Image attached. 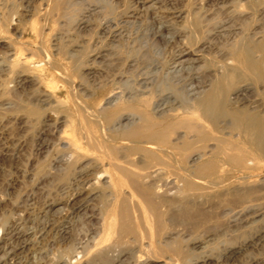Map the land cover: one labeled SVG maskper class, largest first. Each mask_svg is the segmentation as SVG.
Here are the masks:
<instances>
[{
	"label": "bare ground",
	"instance_id": "1",
	"mask_svg": "<svg viewBox=\"0 0 264 264\" xmlns=\"http://www.w3.org/2000/svg\"><path fill=\"white\" fill-rule=\"evenodd\" d=\"M56 1L53 9L67 23L76 30L88 26L86 16H76L75 0ZM188 1L198 2L194 9L189 2L183 11L175 8L179 0H123L119 12L116 0H97V6L83 14L97 13L95 10L101 8L112 17L97 23L95 30L100 36L105 37L114 21L120 24V77L106 81L110 87L101 104H88L84 99L93 95L89 91L95 86L88 84V78L94 76L97 60L104 57L101 53L87 60L65 57L69 69L83 82L72 86L68 74L60 76L72 88L73 108L57 99L59 87L57 91L51 85V90L45 87L48 90L44 89L43 95L37 92L35 103L30 101V107L22 109L36 119L44 111L42 106L52 105L53 100L56 113H65L63 119L47 116L41 124L42 133H67L65 138L56 135L60 155L41 169L58 181L56 191L63 198L85 195L98 200L99 226L88 233L84 244H73L70 221L79 218L77 215H82L80 220L85 215L91 217L86 202L65 210L58 229L55 221L44 219L57 205L55 200L51 198L40 215L43 233L55 232L67 240L77 256H85L86 264H151L159 258L162 264H211L213 258L197 249H204L203 245L213 241L211 237H218L206 227L213 214L201 211L190 199L196 198L194 193L204 185L221 184L228 174H241L236 180L244 183L248 173L259 169L264 161V27L260 28V38L254 39L258 32L250 33L245 26L239 29L233 22L235 14L245 25L249 23L246 20L256 21L258 15H264V0ZM242 7L249 14L244 19V13H238ZM132 29H136L133 35ZM157 41L172 43L168 57H146L149 44ZM40 51L44 63L50 69L55 67L54 57L47 50ZM19 53L0 56V68L17 70L24 76L22 84L37 83L41 65L30 68ZM9 56H13L10 61ZM0 88V96L9 97L10 91ZM61 127L70 132H60ZM208 142L213 144L208 146ZM254 191L252 187L233 189L231 198L242 204ZM21 218L17 215L8 227L0 226V264H21L20 253L28 250L27 238L33 229L21 224L26 220ZM187 224L193 231L202 229L201 235L209 234V240H200L195 233L190 236L192 230L186 232ZM232 235L227 236L226 243H233ZM263 239L264 228L239 246L224 249L217 262L232 260ZM257 261L244 264L262 262Z\"/></svg>",
	"mask_w": 264,
	"mask_h": 264
},
{
	"label": "rangeland",
	"instance_id": "2",
	"mask_svg": "<svg viewBox=\"0 0 264 264\" xmlns=\"http://www.w3.org/2000/svg\"><path fill=\"white\" fill-rule=\"evenodd\" d=\"M120 1L123 0H116L118 5L115 6H118L117 11L119 12L120 5L122 4V2L120 4ZM179 1L180 2L176 3L178 8L174 5L173 7L183 11L187 10L189 2H191L192 9H194L195 4L197 5L198 2L196 1L194 3V1L188 0H184L183 2L182 0ZM245 1L246 0H242V2ZM56 2V0H0V56L11 55L18 51L21 52L19 53L21 58L24 57L28 60L30 68L41 65L38 72L40 80L37 83L39 84H22L20 81L24 76H21L20 73L18 74L17 70H12L7 66H1L0 68V85L2 84V87L10 91L9 97L0 96V226L8 227L10 221L17 218V215L21 216V219H23V217L26 220L28 219V222H26V220L20 221L21 224L26 223L25 225L27 227L29 226L33 229L32 235L27 238L29 239L27 243L28 250L20 253L21 264H76L75 261H78L77 264L87 263V259L84 255L79 254L77 256L72 251L67 245V240L61 239L55 232L46 235L43 233L44 221L42 220L43 217H41V210L46 206V203H51L52 199L53 201L55 200L57 205L44 219L48 220L47 218H49V221H55L53 225L57 229L61 226L62 216H64V214L66 215L65 210L68 212L70 208L73 209L75 207L74 204H82L83 202V204L86 202L85 205L90 207L89 210H87V214L91 215V217L85 218V215L84 218L80 220L79 218L82 215H77L79 218H73L75 221H73V219L70 221V237L73 238L71 240L73 244H77V242L81 243L82 241V244H84L85 237L88 233L91 230H95L94 227L97 228L99 226V221L97 219L101 212L100 202L92 199V197L75 195L67 200L68 197L64 195L63 198L62 195H59L56 191L58 181L51 176L50 178L47 177L42 172L44 166L48 168L47 166L52 164L53 160L60 155L59 147L56 143L58 140L55 138L59 136L58 134L60 133L57 134L53 132L49 134L51 133L50 131L42 133L40 131L42 127L41 124L47 116L51 117L53 115L63 119L65 113H63V115L59 113V111H57L58 114L56 113V108L54 109L56 105L53 100L50 102L52 105L46 104L42 106L44 111L40 113L39 117L36 119L28 117L22 109L30 107L28 104L30 101L33 104L35 103L38 97L36 96L38 95L37 92L43 95L45 90H51L53 86L56 87V89L59 87L60 90L58 91L57 89L60 94L57 99L60 100L61 103H64V105L68 102L66 106L71 109L73 108L74 97L72 95V88L67 85V83L65 84L60 76L68 74L69 78L72 80V86H76L83 82L80 81L77 72L73 73L69 69L70 65L65 57H78L80 60H84V58L87 60L96 53H101V57H104L103 59L97 60V63L93 66L95 69L94 76H89L90 78H88V84H95L89 91L91 94L93 93V95L84 99L86 103L89 102L88 104H101L105 90L110 87L108 82L111 81L113 77H120V24L115 25L117 23L114 21V23H112L113 25L111 24L110 28L106 30V34H104L105 37L100 36L96 31V26L99 22H103V20H105L104 18L111 19L112 17L107 14L105 15V10L101 8L95 10L97 13L90 12L83 14V11L86 9L92 10L93 7H96L98 4L97 0H75V2L78 3L74 8L76 16L80 17V15H84V17L86 16L84 19H87L89 22L88 26L92 24L90 27L86 26L83 29L76 30L73 24L67 23L65 18L61 17L56 9H53ZM148 4L150 5L151 3ZM238 13H244L242 15L243 19L249 16V14H247L248 10L245 9V7L239 8ZM235 16L233 22L237 28L241 29L245 26L250 33L258 32V34L254 36V39L260 38V28L264 27L262 26L264 25V19L261 18H264V15H258L256 21L246 20V22H249L246 25L238 19L240 15L238 16V14H235ZM108 31L109 33H107ZM135 32L136 29H134V31L133 29L131 30L132 35ZM138 45L140 46V44H137V48ZM171 46L172 43H165L163 41L153 42L148 46L149 52L146 54V57H168ZM40 49H43L44 52L47 50V54L52 58L54 57L55 67L50 69L47 64L44 63V56H42L43 54H41L42 52ZM161 52L163 53L161 54ZM12 58L13 56H9L7 60L10 61ZM5 69L6 71H3ZM2 71L4 72L3 74ZM114 74H116V76H114ZM118 84L116 88L120 91ZM101 86L104 87V89ZM45 87L48 89H45ZM63 129L66 130L63 127L58 128L60 132H62ZM67 131L68 133L70 132L69 129L66 130V132ZM65 134L67 133H61L60 136L62 135V138H65V136H67ZM43 143V147H40ZM212 144L211 142L206 143L208 146ZM248 175L250 176L249 179L241 183V181L236 180V177H241V174H228L223 181L224 183L222 182L216 186L204 185V187H207L206 189L203 187V190L201 189L198 190L200 192H196L200 194H197L198 198L195 196L196 193H194L195 195L193 197L196 198L190 199L201 211L209 215L213 214L210 216L211 220H209L210 222L212 221V224L209 222L207 225H210L206 227L211 229V234H217L218 237L215 239L211 237L213 241L207 245H203V251L197 249L198 252H206L213 258L214 261L211 264H215V261L216 264H222V261L219 263L217 262L219 261V259L217 260V256H222L224 249L231 245L235 247L237 244V246H239L244 239L250 238L256 231L264 228V185H261V181H264V161H262L259 169L251 171V173L249 172ZM250 187L254 188L255 191L250 194L242 204L232 200L231 190ZM224 189L229 191H225ZM90 200L92 201L90 202ZM52 213H54V215ZM26 216L28 218H26ZM244 216L245 218H243ZM6 220L8 221L5 222ZM217 221L225 225L220 226ZM244 221H250L251 224L248 223L245 225ZM215 223L218 224V227ZM189 227L190 226L187 224L186 232L187 230L189 232L192 230ZM200 231H202V229L198 231L192 230V235L190 236H193L195 233L197 236L200 235V240H209V234L201 235ZM183 232L186 233L185 231ZM196 232H199V234ZM223 232H226L225 235H222ZM220 234L221 236L219 237ZM232 234L235 235L233 243H226L227 238ZM70 257H73L72 260H66L70 259ZM249 260H258L257 262L262 261L260 264H264V239L259 244L249 247L247 252L236 255V257L224 264H244ZM162 263L163 260H160V258L151 261V264Z\"/></svg>",
	"mask_w": 264,
	"mask_h": 264
}]
</instances>
